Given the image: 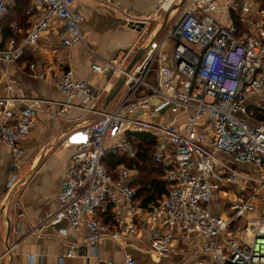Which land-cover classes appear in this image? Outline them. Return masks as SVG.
Segmentation results:
<instances>
[{
    "label": "built area",
    "instance_id": "built-area-1",
    "mask_svg": "<svg viewBox=\"0 0 264 264\" xmlns=\"http://www.w3.org/2000/svg\"><path fill=\"white\" fill-rule=\"evenodd\" d=\"M15 1L0 0V74L1 65L37 54L43 34L57 23L62 48L84 45L96 77L107 79L112 90L124 80L116 107L97 112L100 97L94 98L86 80L72 70L38 72L31 63V76L51 84L65 100L29 99L14 86L0 98V144L14 155L16 168L23 156L20 144L36 128L39 112L56 120L75 108L101 116L64 142L75 152L58 204L28 234L60 227L59 235L66 236L68 230L85 229L82 246H71L66 258L138 264L131 255L121 263L101 261L96 250L107 241L134 246L146 235L148 252L166 259L175 243L187 245L189 235L199 233L206 238L201 252L216 264H264V121L257 118L264 117V0H243L238 18L251 31L221 21L218 15L228 7L216 0H186L176 21L161 39L148 42L132 70L134 48L106 60L89 47L85 18L75 10L78 0H21L28 4L29 27L24 32L21 22H14L5 42L3 23ZM254 13L256 20L250 19ZM126 16L129 27L148 25ZM145 132L155 137L152 160L168 186L161 201L148 207L136 201V168L121 167L114 177L103 163L109 156L135 160L138 143L129 138ZM16 180L11 178L8 189Z\"/></svg>",
    "mask_w": 264,
    "mask_h": 264
},
{
    "label": "crops",
    "instance_id": "crops-1",
    "mask_svg": "<svg viewBox=\"0 0 264 264\" xmlns=\"http://www.w3.org/2000/svg\"><path fill=\"white\" fill-rule=\"evenodd\" d=\"M216 1L221 8L228 7V10L219 13L221 21L225 23L228 19L233 20V15L239 17L243 0ZM181 2L182 0H111L107 4L106 0H78L75 10L85 18L83 30L90 48L106 60L116 59L121 53L134 48L133 60L149 41L163 37L168 27L176 21L172 11ZM181 9L182 7L179 10ZM126 13L147 21V27L142 31L129 27ZM168 13L170 14L165 22ZM250 19L256 20L257 15L254 13ZM248 27L249 25L243 26V30L251 31ZM59 32L60 28L56 23L52 30L43 34L37 54H30L17 64L1 65L0 98L8 97V86H14L23 89L29 99L65 100L51 84L31 76L28 66L33 63L38 72L47 67L59 71L72 70L79 81L86 80L89 83L90 93L94 98L100 97L94 110L112 111L119 101V93L109 100L111 85L107 79L98 78L92 73V57L86 47L77 45L71 51L65 50L61 46ZM104 88H108V91H104ZM100 118V114L79 108L72 109L58 120L39 112L36 116V128L20 144L23 156L17 168L14 155L0 144V257L4 256L0 264L98 263L95 257L66 258L71 246H82L87 233L85 229L68 230L66 236L59 235L60 227L48 228L41 235H30L28 231L46 218L58 204L69 162L75 152L73 146L64 147V142L79 133L81 128L97 123ZM13 176L17 178L16 183L8 189ZM187 241L188 244L184 246L181 242L175 243L171 256L166 259L157 258L148 252L151 242L146 235L138 237L134 246L123 247L114 242H104L98 247L96 254L101 261L117 263L123 262L126 255H131L138 264H184L185 255L195 249L203 255L197 264H205V258L216 264L211 255L201 252L206 242L205 236L193 233Z\"/></svg>",
    "mask_w": 264,
    "mask_h": 264
},
{
    "label": "trees",
    "instance_id": "trees-1",
    "mask_svg": "<svg viewBox=\"0 0 264 264\" xmlns=\"http://www.w3.org/2000/svg\"><path fill=\"white\" fill-rule=\"evenodd\" d=\"M262 5L264 6V1H262ZM27 9L28 4L21 0H16L9 8V14L3 23L5 42L12 36L11 25L14 22H21L23 31L27 30L29 27L27 25ZM233 20L236 26L243 30V25L239 22L238 17L233 15ZM23 38L24 33L20 36V40ZM257 118L264 121V117L257 116ZM129 139L138 143V156L135 160L109 156L105 158L103 163L114 177L116 171L121 167L136 168L139 173V180L135 183V187L138 189L136 201L141 202L143 207L157 204L167 194L168 186L161 180V171L152 160L156 144L155 137L153 134L145 132L143 134H133Z\"/></svg>",
    "mask_w": 264,
    "mask_h": 264
},
{
    "label": "rangeland",
    "instance_id": "rangeland-1",
    "mask_svg": "<svg viewBox=\"0 0 264 264\" xmlns=\"http://www.w3.org/2000/svg\"><path fill=\"white\" fill-rule=\"evenodd\" d=\"M180 8L179 7H177L175 10H173L172 12H174L175 14V16H176V18H178L179 17V15H180V11L181 10H179ZM154 27V26H153ZM98 56L100 57V58H102L101 57V55L100 54H98ZM93 60V59H92ZM94 61V60H93ZM231 193H234V191H230ZM231 193H225V192H222L221 193V196L223 197V198H226V199H228V198H231V199H233V195L231 194ZM218 201V200H217ZM201 256H203V255H200V253H199V251L198 250H195V249H192V251H189V253L187 254V255H185V258H186V260H185V263L184 264H197L198 263V261L200 262V257ZM206 260H205V264H215L211 259H208V258H205ZM170 264H173L172 262L170 263Z\"/></svg>",
    "mask_w": 264,
    "mask_h": 264
},
{
    "label": "water",
    "instance_id": "water-1",
    "mask_svg": "<svg viewBox=\"0 0 264 264\" xmlns=\"http://www.w3.org/2000/svg\"><path fill=\"white\" fill-rule=\"evenodd\" d=\"M185 2H186V0H182L181 4L179 5V8H181ZM170 13L167 14V16L165 18V22H167V19H168ZM145 27L146 26L144 23H138L137 26L135 27V29H138V31H142L145 29ZM143 55H144V50H141L138 52V54L132 60L130 66H129V70H132V68L142 59ZM123 85H124V80H120L118 82V84L115 86V88L111 91L109 100L114 99L118 95V93L120 92V89L122 88Z\"/></svg>",
    "mask_w": 264,
    "mask_h": 264
}]
</instances>
